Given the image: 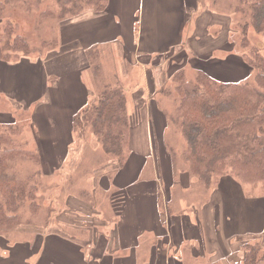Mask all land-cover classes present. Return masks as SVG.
<instances>
[{"label":"crops","instance_id":"1","mask_svg":"<svg viewBox=\"0 0 264 264\" xmlns=\"http://www.w3.org/2000/svg\"><path fill=\"white\" fill-rule=\"evenodd\" d=\"M92 14L86 16L89 17L86 24H81L83 34H86L82 36L85 45L78 47L75 35L70 42L61 44L58 50L49 53L45 57L47 61L39 59L40 62H46L42 67L38 61L33 62L31 58H23L18 63H9L0 56V103L6 106L5 109L13 110L12 104L24 99L29 101L26 105L36 103L38 98L33 77H43L44 86H48L45 90L47 93L43 94H46V98L36 107L34 114L30 116L28 111L24 110L19 116L27 112L29 123L26 127L29 128L30 125L29 129L32 132L35 126L38 129V132L35 129L37 141L35 148L39 149L42 158L43 149L51 152L58 149L55 144L56 135L59 134L57 127L72 128L73 113L80 106L79 104L76 107L75 102L84 101V97L85 100H89L91 80L90 77L85 78V72L89 68L87 73H90L94 65H91L87 51L97 43L98 37L105 39V46L115 43L119 49L118 54L125 63L123 68L132 82L131 88L123 87L127 94L128 112L131 118L135 103L141 100L142 102L157 101L162 90L173 85L174 76L178 72L170 74V65L185 71L183 67L185 64H179L177 61L172 64V61L167 59L169 52H173L176 57L188 51L192 57L211 58L213 53V57L215 56L217 50L230 44L232 33L233 18L204 5L203 0H110L109 10L107 9L103 15ZM93 24L94 27H100V33L97 35L93 33L94 30L83 27ZM105 26L108 27L107 31ZM79 29L78 27L74 31L78 34ZM163 44L168 45L169 50L166 49L167 47L163 48ZM53 53L55 55H52ZM160 54L164 55V60L159 61ZM221 59V62L226 61L225 58ZM52 75L54 76L51 77ZM185 75L187 77V74ZM52 78H55V86L49 87L48 81ZM62 100L69 104V108L63 107L65 104L61 103ZM8 117H10L8 113H0V120ZM40 121L47 125L48 130L35 125ZM67 145L69 140L64 146ZM61 150L64 154L58 155L49 163H57L60 157L64 156L59 162L63 163L69 154L68 147ZM137 162V156H130L124 169H129L135 175L138 172ZM231 180L232 184L237 185L233 178ZM175 182V186L179 184L185 191L193 187L189 179ZM127 186L116 176L115 191L118 197ZM105 188L108 189V185ZM217 192V190L213 191L209 199L203 196L201 202L194 198L183 197L174 204V200L170 202V198L167 197L166 201L171 205L168 213L162 207V198L160 197L159 200L153 191L151 196L141 192V197H135L128 192L125 202L122 197L121 208L112 206V213L110 216L106 215L105 220L99 222L100 219L96 217L92 227L79 223L78 226H85L88 231L86 237L79 238L78 233L76 235L51 233L44 240L43 248L40 245L38 249L34 247L31 252L21 250L23 261L25 264H232L239 262L243 255L242 242L249 241L253 235H261L264 225L256 222L255 214L249 222H241L242 227L235 224L232 216L234 211L225 216L227 211L225 207L217 205L215 200ZM243 199L245 200V197ZM133 201L138 206L130 209ZM123 203L128 208L125 209ZM174 205L176 209L172 208ZM140 217H144V223L141 228H136V219L140 220ZM70 224L72 223L65 225L67 231L73 230ZM143 230L150 231L151 233L146 232V234L157 237L155 244L143 242L138 237ZM69 235L72 237L66 239L65 236ZM17 246L16 244L12 248H16L19 254Z\"/></svg>","mask_w":264,"mask_h":264},{"label":"trees","instance_id":"2","mask_svg":"<svg viewBox=\"0 0 264 264\" xmlns=\"http://www.w3.org/2000/svg\"><path fill=\"white\" fill-rule=\"evenodd\" d=\"M221 1L208 0L217 7L213 8L215 11L225 13L221 10L225 8ZM109 2L0 0L1 58L9 63H18L23 58L34 57L36 53L42 55L46 50L59 49L63 39L56 30V23L88 11L103 12L109 9ZM45 4L47 7L43 9ZM203 4L209 6L204 0ZM226 6L238 16L244 53L241 55L245 56L254 76L240 81H225L207 70L198 69L195 80L187 84L183 70L174 76L173 85L164 89L169 94H178L169 122L185 140L182 156L190 175L207 192L215 191L214 188L226 176L242 186L264 184V51L253 45L249 36L253 27L264 38V0H227ZM18 10L28 14L35 10L39 12L34 26L42 36L39 44H32L27 36L19 33L13 19ZM47 26L55 33L53 38L43 37ZM96 57L94 53V60ZM94 65L95 76L98 74L99 77L101 63L96 61ZM71 123L74 132L79 128L89 129L104 151L118 160L120 167L127 163L132 123L123 87L103 81L96 102L76 112ZM26 126L27 123L22 124L18 119L0 124V239L17 235L22 225L32 222L31 219L41 211L37 194L43 185L45 163L39 149L31 145ZM169 154L176 164L174 150L172 153L169 150ZM166 192L170 198L171 191ZM157 197L160 200V194L157 193ZM260 198L264 196L254 197V210L256 222L264 225V207L257 200ZM253 237L254 243L242 242V259L232 264H260L264 261V231Z\"/></svg>","mask_w":264,"mask_h":264},{"label":"rangeland","instance_id":"3","mask_svg":"<svg viewBox=\"0 0 264 264\" xmlns=\"http://www.w3.org/2000/svg\"><path fill=\"white\" fill-rule=\"evenodd\" d=\"M49 1L50 3L54 2V0ZM207 1L208 0H204V3L207 4ZM221 3L222 6L225 7L221 8V10L234 18L230 44L226 45L221 50H217L215 56L213 57V53L211 58H203L202 56L192 57L188 51H184L177 57L173 52H169L167 55V59L171 60L172 64H174L175 61L179 64H185L183 67L187 74V84H191L195 80L198 69L207 70L219 79L225 81H240L254 76V71L250 69L249 64L245 60V56L243 57V55H241L244 53L241 49L242 34L240 24L237 21L238 16L233 13V10H227V0H222ZM209 6L217 9L212 3H209ZM46 7L47 5L45 4L43 9ZM106 10L99 13L88 11L86 14L83 13L84 16L78 15L73 18L69 17L56 23V30H58V33L60 32L61 38L65 39V42L62 40L61 44L70 42L76 35L78 38H76L78 47L84 46L85 41L82 39V36L86 34H83L81 24H86L89 21V17L86 16L92 13H94L92 15L101 16ZM15 13L13 19L19 27V33L27 36L32 44H39L42 36H40L39 32L34 28L36 17L39 12L35 10L33 13L28 14L18 10L15 11ZM137 16L139 17V14H137ZM239 17L242 20V16L239 15ZM46 23L48 24V21ZM146 25L147 23L145 22V26ZM78 27L80 28V33L77 34L74 30ZM83 27L87 30H94L93 33L96 35L100 33V27H94V24L83 25ZM107 30L108 27L105 26V31ZM79 35H81V37H79ZM54 36L55 33L53 30L49 29V26L43 30V37L46 39L53 38ZM249 36L252 44L264 51L263 36L258 34L253 27L249 31ZM76 41H74V43ZM104 42L105 39H103V37H98L97 43L87 51V53L89 52L88 55L91 65H94L96 61L101 63L102 73L99 74V77L98 74L95 76V65L90 73H87L89 68L87 69L85 78L88 79V77H90L91 82H89V84L91 95L89 96V100H85L84 97V101L75 102L76 107L79 104L80 106L77 107L73 115L85 105L87 106L90 103L96 102L103 81L113 82L121 87L131 88L132 86L131 80L126 75L127 71L123 68L125 63L118 54V46L115 43L105 46L106 44L104 45ZM163 46V48H165L168 45L163 44ZM166 49L169 50L168 47ZM52 51L54 50H46L42 55L36 53L31 59H33V62L39 59H45ZM94 53L97 54L96 60H94ZM52 55H55V53ZM221 58H225L226 62H221L219 60ZM164 59V55L160 54L159 61ZM45 60L47 61V59ZM38 62L41 67L46 63ZM169 69L170 74H176L180 71V67L177 68L173 65H170ZM53 76L54 75L51 77ZM33 79L36 84L35 87L38 98L36 103L26 105V103L29 102L27 99L20 100L12 104L11 108L13 110L5 109L6 106L0 103V113H8L10 115V117L6 119H1L0 124L15 121L17 118H19L18 121L22 124L29 123V121H27V118H29L27 112L19 117L20 114L24 110H27L30 116L33 115L36 107L46 98V94H43L47 93L45 90L48 87L44 86L43 77L35 76ZM81 79L85 82L83 76H81ZM48 83L49 87L55 86V78L49 80ZM175 94L178 98V94ZM159 95L157 101L142 102L141 100V102L135 103V110L131 117V149L129 152V158L130 156H137L138 158L136 164L138 165V172L135 175L129 169H124L125 165L120 167L118 160L104 151L102 144L89 129L82 130L79 128L74 132L69 126L57 127V129H59V134L56 135L57 139L55 144L58 146L56 147L58 149L52 152L45 149L42 151L45 173L42 179L43 185L37 194L38 202L41 205V211L33 219L27 216V219H31L32 222L23 224L22 229L17 235L1 237L0 264H25L21 250L31 252L34 247L38 249L40 245L41 248H43L44 240L47 236L51 235V233H74L75 235L78 233L79 238L86 237L88 231L85 229V226H78L79 223H84L92 227L96 221V217L100 219L99 222L105 220L106 215L110 216L112 213V206L121 208V203L123 201L122 197H124L125 202L128 192L135 197H141V192H146L149 196L152 195V191L154 194H160L162 198V207L167 213L169 212V206L171 207L170 202L172 200H174V204H177L181 198L186 197L190 199L194 198L196 201L201 202L203 201V196L204 198L206 196V199L212 196V192H207L204 187L190 175L188 165L182 156V150L186 144L185 140L179 131L172 128L169 122V115L175 108V95L167 93L164 89ZM54 96L55 94L53 98ZM55 103L57 104V102ZM61 103L65 104L63 107L67 106L69 108V104L66 101L62 100ZM35 125H39V127L48 130L47 125L42 121L35 123ZM28 126L31 128L30 125ZM29 128L27 127V136L28 139L31 140V145L35 147L37 143L35 129L37 132L38 129L35 126L32 132ZM33 139L35 142H33ZM68 140L69 145L64 146ZM150 140H152L151 148L149 146ZM166 144L171 153L174 150L177 156L176 164L173 163L169 150L168 152L166 151ZM65 147H68L67 151L69 154L63 163L59 162L62 161L64 156H61L57 163H49L50 160H53L58 155L64 154L61 149ZM176 173H178L177 176ZM116 176L124 184L128 185L126 187L127 190L123 189L120 197H118V193L115 191L117 190L115 189ZM231 178L230 176L223 177L221 179V181L224 179L222 183L220 181L219 185L214 188L218 191L215 200L219 207L224 206L227 210L225 216L229 212L234 211V215H232L234 222L242 227L241 222H249L254 217V197L256 198L259 195L264 196V184L242 186L236 181L237 186L230 182L232 181ZM183 179L185 181L189 179V183H193V187L185 191L182 189L183 186L179 184L175 186V181L182 182L184 181ZM106 185H108V189L105 188ZM166 190H170L172 193L169 200L170 202L166 201ZM203 193L205 194L203 195ZM244 197L245 200H247L246 198H248V200L245 201L243 199ZM257 200L259 204L264 207V198ZM122 206H124L125 209L128 208L125 203H123ZM137 206L138 204L133 201L130 205V209ZM172 208L176 209V206L174 205ZM140 220L136 219V228L142 227L144 217H140ZM69 223H72L70 224L72 225L71 229H73L71 231L65 229V225ZM146 232L151 233L150 231L143 230L138 237L141 238L143 242L147 241L149 244H155L157 237L155 238L153 234H146ZM65 237L67 239L68 237H72V235ZM253 238L254 237H251V239H249L252 243L255 242ZM16 244L18 245L17 249L20 251L19 254H17L16 248H12ZM262 248L264 253V239H262ZM260 264H264V261Z\"/></svg>","mask_w":264,"mask_h":264}]
</instances>
